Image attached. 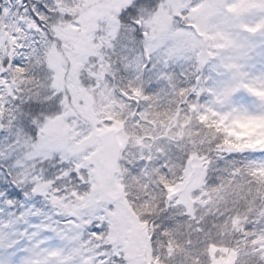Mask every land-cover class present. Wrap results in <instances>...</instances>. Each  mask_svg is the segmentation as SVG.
I'll return each mask as SVG.
<instances>
[{
    "label": "trees",
    "instance_id": "1",
    "mask_svg": "<svg viewBox=\"0 0 264 264\" xmlns=\"http://www.w3.org/2000/svg\"><path fill=\"white\" fill-rule=\"evenodd\" d=\"M19 1V6L16 9L12 6V10L19 14L14 17L16 22L30 21L25 27L33 23L30 17L35 4L54 5L48 9L53 18L45 19L41 24L43 31L36 28L44 34L49 46H54L61 54L63 43L60 38L57 40L56 32L79 22L88 12L79 8L60 10L58 0ZM164 1L159 0L155 7L145 3L138 8L137 19L144 33L142 38L127 22L131 17L121 18L126 8L123 9L116 16L120 30L110 43L112 49L109 53L104 47L102 52V65L108 70L105 81L118 107L111 116L108 111L103 127L110 130L114 124L119 125L128 139L117 177L129 210L126 209L125 214L130 218V225L135 226L138 221L149 229L148 240L142 247L159 255L161 264H210L219 251L235 254V264H264V162L259 163L255 156L248 154V148L260 146L264 141V120L245 122L237 114L245 101L251 109L257 107L259 112L264 108V92H257L251 86L254 74L257 71L262 74L264 70V46L258 42L260 46L249 53L235 51L231 44L221 45L226 36L209 34L205 37L201 25L196 27L194 23L180 19L176 22L175 36L197 40L199 49L196 51L192 41L182 53L174 51L173 45L145 58L147 30L144 24L147 19L141 14L155 12ZM4 4L5 0H0V9ZM219 37L223 39L219 40ZM115 43L121 51H114ZM203 51L208 55L205 62L200 56ZM47 60L24 65L22 70L27 74L22 85L28 90L22 103L26 106L29 101L38 102L44 108L32 121L37 129L47 120L64 116L63 104L69 98L67 94L64 97L52 90L55 74ZM96 60L92 59L93 62ZM144 64L148 67L144 68ZM11 77L14 78L9 71L10 88L16 84ZM220 88L225 94L234 89L229 105L219 103ZM8 90L5 96L9 97ZM236 99L243 101L238 103ZM7 105L8 108L3 106L0 113V118L5 121L3 125L8 127L9 124L7 136L19 140L23 151H32L27 147L31 137H26L19 128L21 118H27V107L21 109V104L12 97ZM95 118L102 121V115ZM242 148L247 149L242 151ZM145 149L151 151L150 160L141 159ZM234 149L237 151H232ZM195 159L208 162L207 176L190 198L177 206V201L169 199L171 192H167L162 184L173 189L180 186L186 180L190 162ZM41 166L47 171L55 168L57 162L49 160ZM3 167L6 171V165ZM6 180L7 177L0 178V190L10 187L3 182ZM91 180L88 174L87 183L91 184ZM85 196L88 198L91 193H85ZM34 203V211L28 210L45 214L40 219L43 222L40 228L48 231V227H55L47 223L49 214L54 215L50 203L40 197H36ZM57 203L61 211L72 207L71 200L68 204ZM6 207L0 204V208L7 210ZM14 209L17 213L20 211L18 203ZM11 218V215L6 216V211L0 213V225L9 226L7 222ZM21 223L14 221L12 224ZM57 237L50 231L42 239L49 244ZM87 252L95 255L94 247L90 246ZM109 259L113 264H132L123 253H114L113 249H110Z\"/></svg>",
    "mask_w": 264,
    "mask_h": 264
},
{
    "label": "rangeland",
    "instance_id": "2",
    "mask_svg": "<svg viewBox=\"0 0 264 264\" xmlns=\"http://www.w3.org/2000/svg\"><path fill=\"white\" fill-rule=\"evenodd\" d=\"M18 2L20 1L5 0L4 7L0 9V65L5 59L4 54L9 60V67L0 66V72L9 74L11 71L14 77L11 79L16 83L10 88L9 78L7 83L0 81V84H3V91H0V113H2L4 104L10 102L7 99L8 96H5L7 89L10 91L12 100H16V96H12L14 90L17 96L22 94L21 100L28 91L22 85L27 74L19 73L11 68V60L21 55L24 65H27L47 58L48 65L55 74L52 90L55 89L64 97L67 94L69 98L63 104L64 116L47 120L39 125L41 126L38 129L40 148L62 150L68 156L76 157L79 160L78 166L87 169L92 178L93 191L90 192L91 196L88 198L95 199L98 203L103 202L105 205H118L123 227L108 241L113 243L114 253H123L132 264H161L159 255H155L152 249L144 250L142 247V243L145 247L146 240H148L146 234L149 229L139 224L138 221L135 226L130 225V218L128 219L125 214L128 206L124 201L119 179L110 183L101 170L102 154L98 137L102 132L107 131L103 124L108 111L110 110L111 116V113H115L118 109L111 89L105 81L108 70L102 65L104 61L102 52L106 47L110 53L112 49L110 43L116 39L120 30V23L116 16L134 0H58L60 5L57 6L60 10L68 11L79 8L88 11L79 22L65 28L62 32H56L57 40L60 38L63 43L61 45L62 54L56 52L54 46L52 48L49 46L44 34L38 31L34 23H30L29 26L24 27V31H21L19 25L25 26V23L30 21H19L17 18L18 22L15 21L14 17L19 14L13 13L12 6L16 9L19 6ZM193 8H195L194 11ZM141 15L147 19L144 24V29L147 30L144 43L145 58H149L158 50L166 51V47L173 45L175 46L174 51L182 53L192 41L196 51L199 49L197 40L194 41L189 36L187 38L182 35L175 36L178 26L176 22H180V19L192 22L196 27L201 25V33L205 37L209 34L212 37L214 34L217 37L218 35L226 36L224 39L223 37L218 38L223 39L220 42L221 45L231 44L235 51L241 50L249 53L252 48L260 46L258 42L264 46V40H260L264 38V0H165L155 12ZM13 34H17L20 44L23 45L22 48L14 47ZM114 51H121L116 43ZM200 56L203 62L207 61L208 55L205 51ZM94 58L97 59L96 62L92 61ZM251 81V86L255 91L264 92V70L262 74L257 71ZM88 87H91V90ZM221 91H223L222 88L218 91L220 93L218 94L219 103L229 105L234 89H229L228 94ZM242 101L235 100L238 103ZM248 104L249 102L245 101V104L240 107L241 110L237 112L239 118L245 122L264 120V108L259 112L257 107L251 109ZM96 115H102V121L97 120ZM5 120L7 121L6 116ZM15 120L18 121L16 116ZM114 126L113 129L117 130L123 150H125L128 146V139L119 125L117 127L114 124ZM0 129L9 135V124L8 127L0 125ZM246 149L241 150L246 151ZM155 150L159 151V149ZM32 151L35 150L32 149ZM248 154L255 156L259 163H263L264 141L260 143V146L248 148ZM151 158V151L149 153L145 149L141 159L150 160ZM207 173L208 162L203 159L191 161L185 173L186 180L170 193L171 200L177 201V206L181 205L188 197L190 198L196 188L203 184ZM19 182H24L23 176L19 178ZM6 209L2 213L6 211L7 217L12 212H16L15 209L8 207ZM34 214L29 218L30 224L43 226L41 217ZM53 216L51 214V218L55 219L56 217ZM131 218L135 222L134 218ZM25 231H27V236ZM49 232L41 228H33L23 221L21 224L2 226L0 229V264H3L5 260H10L13 264H22V261H28L29 264H50L52 261H55V264H71L73 255L88 253L87 250L90 249V246H87V235H84L83 243H80L78 236L63 233L49 244H45L42 236ZM120 233L121 236H119ZM73 245L76 246L73 247ZM235 261V254L219 251L214 255L210 264H235Z\"/></svg>",
    "mask_w": 264,
    "mask_h": 264
},
{
    "label": "snow or ice",
    "instance_id": "3",
    "mask_svg": "<svg viewBox=\"0 0 264 264\" xmlns=\"http://www.w3.org/2000/svg\"><path fill=\"white\" fill-rule=\"evenodd\" d=\"M158 2L159 0H134L122 12L121 18L131 17L127 22L136 28L137 33L142 38L144 33L137 19L138 8L145 3H150L155 7ZM50 7H54V5L35 4L33 6L30 18L41 31H43L41 24L44 20L53 18V13L48 10ZM192 10L194 11L195 8ZM19 27L21 31H24V25L21 24ZM12 40L15 42L14 47H23L17 34L12 35ZM0 66L8 68L9 60L5 58ZM143 66L147 68L148 64ZM23 67V56L17 55L11 60V68L16 71L22 72ZM0 81L7 83L8 73L0 72ZM0 91H3V84H0ZM12 96H16L15 102L21 104V109L24 107L28 109L27 118H21L19 128L25 133L26 137H31V142L27 144V147L35 151H23L19 140L8 137L0 129V178L7 177V180L3 182L10 185V187L0 190V204L14 209L18 203L20 208L18 213L12 212L10 214L12 218L7 224L11 226L14 221L17 223L23 221V223L29 224L33 228H40L42 225L30 224L29 218L33 213L28 210L30 208L35 209L34 200L36 197H40L45 202L50 203L54 215L59 217V219H52L51 215L47 217L48 225H55V227H48V231L55 233L57 236H60L61 233H66L69 236H78L80 243L84 242V235H87L88 245L94 247L95 255L86 252L73 255L71 264H113L109 259L113 243L106 241H109L123 227L120 221L118 205H105L103 202L98 203L95 199H89L85 196V193L93 191V185L87 183L88 171L85 168L77 167L79 160L74 156H68L62 150L55 151L40 148V141L37 138L38 129L32 121L44 110L43 106L33 101H29L25 106L21 97L16 95L15 90ZM7 99L11 100V96L7 97ZM4 108H8L7 103L4 104ZM4 123L5 121L0 118V125ZM49 160L56 161L57 166L45 171L44 167L40 165L48 164ZM3 165H6V171ZM21 176L24 177L23 183L19 182ZM162 187L167 192L174 191L166 183L162 184ZM169 199L171 200L172 197H169ZM69 200L72 202V207L68 211H61L60 204L57 202L62 201L63 204H68ZM26 201L29 202L27 206L25 205ZM3 210V208H0V213ZM36 215L45 216L42 211L37 212ZM0 229H2V225H0ZM25 235L27 236V231H25ZM253 243H256V241L254 240ZM75 246L73 245V247ZM3 264H13V262L5 260ZM22 264H29V262L22 261ZM50 264H55V261L50 262Z\"/></svg>",
    "mask_w": 264,
    "mask_h": 264
},
{
    "label": "water",
    "instance_id": "4",
    "mask_svg": "<svg viewBox=\"0 0 264 264\" xmlns=\"http://www.w3.org/2000/svg\"><path fill=\"white\" fill-rule=\"evenodd\" d=\"M101 146V169L109 182H114L119 173L122 146L116 130L107 131L99 137Z\"/></svg>",
    "mask_w": 264,
    "mask_h": 264
}]
</instances>
